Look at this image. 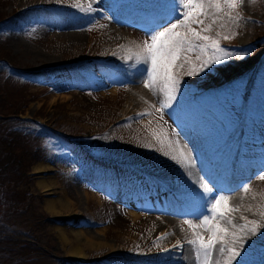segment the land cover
<instances>
[{
    "label": "rangeland",
    "instance_id": "obj_1",
    "mask_svg": "<svg viewBox=\"0 0 264 264\" xmlns=\"http://www.w3.org/2000/svg\"><path fill=\"white\" fill-rule=\"evenodd\" d=\"M174 4L176 0L7 1L0 47L10 63L0 61V80L8 68L12 76L3 82L10 92L7 102H23L16 118L36 127L9 131L23 138L38 128L39 134L47 129L68 136L65 141L42 137L41 158L29 164L24 181L12 183L26 200L18 206L24 208L8 215L0 204V213L10 223L30 222L40 241L42 252L19 264H187L188 250L194 264H201L196 246L188 243L193 229L184 221L197 224L203 214L210 215L201 187L205 183L237 209L229 213L232 223L222 222L244 241L241 247L232 236L226 239L241 253L237 261L264 264V227L255 234L241 231L244 218L264 226V179L259 178L264 173V109L259 105L264 101V35H256L264 32V0H239L231 17L218 14L222 18L208 34L224 43H219L222 49L245 54L214 65L208 71L217 73L212 87L195 85L197 80L184 74L186 69H176L179 86L161 109L166 95L159 86L153 92L143 84L147 64L124 57L128 49L135 52L154 31L174 22L170 17L181 18ZM205 22L210 23L211 16ZM257 51L259 58L250 63ZM188 55L194 59L196 53ZM239 62L248 68L231 76ZM26 74L31 80L20 77ZM185 95L188 98H182ZM6 107L0 110L12 118ZM153 131L177 142L176 149L191 144L186 150L203 168L197 186L186 183L191 165L164 155L168 145L158 143ZM86 138H94L102 148H119L123 160L112 163L91 155ZM164 188L163 194L174 188L182 201L177 205L167 196L166 204L176 208V214L159 209L167 198L161 195ZM57 198L68 200L69 209L49 212L45 202ZM196 231L207 239L203 228ZM9 235L31 243L35 239ZM76 236L83 245L76 244ZM75 246L80 256L72 253ZM212 253L223 264L219 245Z\"/></svg>",
    "mask_w": 264,
    "mask_h": 264
},
{
    "label": "snow or ice",
    "instance_id": "obj_2",
    "mask_svg": "<svg viewBox=\"0 0 264 264\" xmlns=\"http://www.w3.org/2000/svg\"><path fill=\"white\" fill-rule=\"evenodd\" d=\"M239 0H176L173 6V11L179 8L180 17H170L174 22L168 24L161 31H154L152 35L143 41L141 45H137V50L133 52L128 49V55L125 59L135 57L137 63L147 64L146 78L143 80L144 87L155 92L157 86L166 97L167 102H161V109L168 106V103L174 99V93L179 86L176 69H186L184 74L194 76L198 73H204L206 70H213V66L225 62L231 56L242 57L245 53H232L220 47L219 40L208 33L212 32V25L222 17L218 14L224 13L231 17L232 10L238 7ZM75 7L84 8L81 3H75ZM88 10H91V4L87 5ZM214 10V11H210ZM211 16V22L205 21ZM236 18L239 16L237 14ZM193 25L199 26L193 27ZM219 37L220 33L217 32ZM224 39L230 37L225 35ZM213 49L212 55H207L208 49ZM195 52L193 59L188 53ZM159 111V110H158ZM144 113H141L143 115ZM150 114V113H147ZM163 119V116L160 117ZM152 136L161 145L167 144L168 151H164V155H171L173 160H179L181 164L189 165L192 161L191 152L176 149L175 143L167 139L166 135H159L153 131ZM149 146V145H146ZM163 151V148H161ZM176 152V154H172ZM264 179V173L259 176ZM203 199L208 204L209 214H203L198 224L191 220H185L193 229V239L188 241L189 244L196 246L197 257L201 264H212L213 249L219 245V251L225 254L223 264H232L237 261V257L241 253L232 245V242L226 243L227 237L230 235L234 241L244 246V241L237 237L235 231L229 232L228 228L222 223H232L230 212L237 211L235 207L228 204V197L224 195H214V190L207 183L202 184ZM248 185H244V190L247 191ZM214 197V198H213ZM260 215L264 216V211ZM245 219V224L241 227V231L248 230L252 234L257 233L262 229L257 221H248ZM235 228V225H233ZM197 228H203L208 232L207 239L196 231ZM179 244V242H177ZM167 251V249H164ZM216 264H220L217 261ZM240 264V261H237Z\"/></svg>",
    "mask_w": 264,
    "mask_h": 264
},
{
    "label": "trees",
    "instance_id": "obj_3",
    "mask_svg": "<svg viewBox=\"0 0 264 264\" xmlns=\"http://www.w3.org/2000/svg\"><path fill=\"white\" fill-rule=\"evenodd\" d=\"M8 0H0V24L4 19L7 17L4 14V7L7 6ZM258 38H261L264 35V32H261L256 34ZM261 35V36H260ZM219 40V39H218ZM226 43V40H224ZM219 43L222 47H224V43L219 40ZM5 49L0 47V61L6 60L7 63H10L9 59L4 58L5 54H7ZM213 49L209 48L207 51V55L213 54ZM260 52H255L253 54L254 57L249 59L250 63L255 62L257 58H259ZM195 56V55H194ZM264 56V55H263ZM248 65L244 62H239L237 65H235V71L230 73L231 76H236L241 73H243L248 67ZM216 71V70H214ZM257 72V70H256ZM11 72L7 68V71L1 73L0 80V106H7L6 109L11 111V114L14 115L12 118H7V114L3 113L0 110V204L5 205V209H3L4 212L8 213V215L12 213H17V210L24 207H18L22 203H26V200L21 198L20 194L18 192H15L13 190V182L14 180L24 181L26 178L27 172L26 169L29 167V164L32 163L34 160H39L41 158V153L43 152L41 149L43 146L40 145V141L42 137H46L47 140L51 141H57V139H60L62 141H65V137L67 136V133L60 132V130H49L47 132V129L43 132L44 134H39L42 132V128H38L37 133H33L23 137L22 141H20L11 131H9L12 128H22L23 130H27L29 126L31 128L35 127V124L31 121L22 120L20 118H16V115L19 112V107L23 105V102L15 101V102H7V95L8 89L4 87L3 82L7 80L9 76H12L10 74ZM214 73V74H213ZM18 74V73H16ZM256 75V73H254ZM254 75V77H255ZM213 76V77H212ZM217 76V73L211 72V75L206 70L204 73H198L197 75H194L195 80H197V83L201 84L198 86L203 87H212V82L214 77ZM4 77V78H3ZM24 80H29L27 74L20 76ZM256 78V77H255ZM4 79V80H3ZM226 79V78H225ZM31 80V79H30ZM194 85V83H193ZM254 85V84H253ZM248 88L250 91H252L251 83H249ZM221 92V91H220ZM218 92V93H220ZM182 98H188V96H182ZM245 99V98H243ZM187 100V99H186ZM185 100V101H186ZM264 100V98H263ZM246 101V100H245ZM182 102V100L180 101ZM248 102V101H247ZM186 102H184L185 104ZM182 104V105H184ZM261 108L264 109V101L259 104ZM247 106V103H244V107ZM246 115L248 114V110H246ZM2 119V120H1ZM28 127V128H27ZM36 128V127H35ZM27 134V133H23ZM30 139V141H29ZM85 142V146L90 149V154L104 158V160H108L113 162H120L123 160V155L119 151V148H102L99 143L95 142L94 138H86L83 139ZM46 149V148H45ZM126 159V158H125ZM17 195L14 196L13 192ZM25 198V197H24ZM25 201V202H24ZM33 225L30 224V222H24L21 224H12L10 223L9 218H5L0 213V264H19L20 261L23 262V259L30 258L31 254H40L42 252L40 245V241L38 239V235H36L33 230H31ZM9 233L14 234L16 236H27V237H34V242L31 243L29 241L20 240L16 237L10 236ZM38 258V257H37ZM37 258H33L34 262L37 261ZM33 262V263H34ZM81 261L77 260L74 262V264H79Z\"/></svg>",
    "mask_w": 264,
    "mask_h": 264
},
{
    "label": "bare ground",
    "instance_id": "obj_4",
    "mask_svg": "<svg viewBox=\"0 0 264 264\" xmlns=\"http://www.w3.org/2000/svg\"><path fill=\"white\" fill-rule=\"evenodd\" d=\"M135 98V97H134ZM136 99V98H135ZM186 145H187V147H186ZM191 144H184L183 145V147H182V149L185 151L186 150V148H187V150L189 151V150H191ZM186 150V151H187ZM217 154V153H216ZM217 159V158H216ZM218 161H217V163H218V165H220V164H222L221 163V157H219L218 159H217ZM193 162L190 164L191 166L189 167V172H188V175H189V177L188 178H186L187 179V184H188V181L190 182V184H191V181L196 185H198L200 182H201V180H202V178H203V171H202V167H201V165L200 164H198L197 163V161H196V159H194V160H192ZM213 162V161H212ZM187 166V165H186ZM187 171V170H186ZM185 178V177H184ZM161 181V180H160ZM41 184H42V182H40ZM160 183V182H159ZM196 185V186H197ZM232 186V185H231ZM228 187L227 189H229V190H231L232 189V187ZM42 188H43V186H42ZM163 190H165V188L164 189H161L160 191H161V193H162V191ZM166 191V190H165ZM170 192V193H169ZM169 192L167 191L166 192V194L167 193H169L170 195H166V194H161V195H164V197H167V196H171L172 197V199H170V200H173L174 202H176L177 203V205L179 204V203H181L182 201H181V199L180 198H178L177 197V194H176V191H175V189L173 188V190H169ZM85 196L87 197V195H86V193H85ZM167 199H169L168 197L166 198V199H164L163 200V198H162V200H163V207L165 208H163V207H160L159 209H161V210H164L166 213H172V214H176V212H175V210H176V208H174V207H170V205H167L166 204V200ZM157 204H158V202H157ZM69 201L68 200H65L64 198H57V199H49V200H47L46 202H45V208L49 211V212H51V213H59V212H63V210H65V209H69L68 207H69ZM159 206H161L160 204H158ZM71 206V205H70ZM134 207H132V208H137V206H135V205H133ZM158 208V207H157ZM134 213V214H133ZM130 214H133V216H135L136 215V213L133 211L132 213H130ZM136 217V216H135ZM202 218V216L197 220V224L199 223V220ZM167 219H169L168 220V222H172L173 221V219H172V217H168ZM169 226V225H168ZM79 236H81V235H79ZM79 236H76V239H75V242H76V244L77 245H83V244H80V238H79ZM87 240V239H86ZM85 242V241H84ZM88 243V242H87ZM94 243V242H93ZM75 244V243H74ZM85 244V243H84ZM91 244V243H90ZM79 246H75V248L73 249V254L74 255H76V256H80V254H79V252H78V249H79ZM74 247V246H73ZM173 247V246H172ZM174 247H178V245H175ZM174 249V248H173ZM72 250V249H71ZM186 259H188V261H187V264H194V255H193V253H191L190 252V250H188V251H186ZM218 261V258H217V255L215 254V253H212V264H216V262Z\"/></svg>",
    "mask_w": 264,
    "mask_h": 264
}]
</instances>
